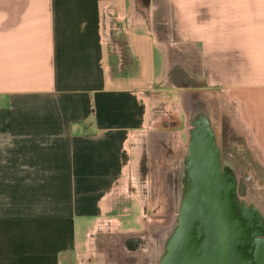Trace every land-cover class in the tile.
I'll use <instances>...</instances> for the list:
<instances>
[{
	"label": "crops",
	"instance_id": "1",
	"mask_svg": "<svg viewBox=\"0 0 264 264\" xmlns=\"http://www.w3.org/2000/svg\"><path fill=\"white\" fill-rule=\"evenodd\" d=\"M182 49L196 57L187 128L195 94L242 134L245 172H264V0H0V264L84 256L109 195L138 176L157 132L148 93Z\"/></svg>",
	"mask_w": 264,
	"mask_h": 264
},
{
	"label": "rangeland",
	"instance_id": "2",
	"mask_svg": "<svg viewBox=\"0 0 264 264\" xmlns=\"http://www.w3.org/2000/svg\"><path fill=\"white\" fill-rule=\"evenodd\" d=\"M167 52L170 82H165L166 85L161 83L148 93L151 99L150 124L157 132L149 137L148 145L139 158L138 176L134 177V172H131L109 195L104 214L93 228L88 246L83 248L81 255L84 256L79 257L74 264H140L141 256L127 251L123 240L144 231L147 233L148 230L149 233L153 230L158 232L167 224V220L171 221L176 215V206L169 193L165 174L169 161L181 156L183 141L188 139L184 119L186 104L183 106V73L184 78L190 81L188 85L194 86L196 57L195 51L182 49ZM183 67L188 68V73L183 71ZM210 84L205 82L204 89L197 91L204 97H210ZM194 89H187L189 96ZM212 110L216 126L223 131L233 157L244 167L243 159L246 156L242 134L226 111L219 109L218 114V108L212 107ZM253 165V169L247 167L248 177L242 179L247 181V186L249 181L252 182L264 195V172L258 164Z\"/></svg>",
	"mask_w": 264,
	"mask_h": 264
},
{
	"label": "water",
	"instance_id": "3",
	"mask_svg": "<svg viewBox=\"0 0 264 264\" xmlns=\"http://www.w3.org/2000/svg\"><path fill=\"white\" fill-rule=\"evenodd\" d=\"M194 109L189 120L194 189H187L178 228L157 264H264V195L250 181L246 197L239 195L244 167L233 158L231 172L222 171L209 108L198 101Z\"/></svg>",
	"mask_w": 264,
	"mask_h": 264
},
{
	"label": "flooded vegetation",
	"instance_id": "4",
	"mask_svg": "<svg viewBox=\"0 0 264 264\" xmlns=\"http://www.w3.org/2000/svg\"><path fill=\"white\" fill-rule=\"evenodd\" d=\"M190 100L191 105H188V108L194 111L197 102L200 100L199 96L193 94V97H191ZM211 120L221 148V169L229 174L231 172L230 166H232L231 160L234 157L228 147V144L226 143L227 140L223 131L218 130V126H216L213 115H211ZM188 126V139L187 141L183 139V153L178 158H174V160L172 159L169 161L168 169L165 174L167 186L170 189L169 193L171 197H173L174 204L176 206V215H174L171 221L167 220V224L165 223V226H162L158 232H156V230H153L151 233H149V230L147 233L144 231L140 235L125 238L122 242L127 251L141 256L142 261L140 264H156L158 256L161 254L164 247L167 246L168 240L174 235L176 229L178 228L177 222L180 216L179 212H183L188 198L187 189H194L190 175L192 174L191 169L194 165H196V162L194 160L195 157L189 154L191 138L190 132L192 128L190 125ZM244 176L248 177V173L245 172ZM246 182L247 181L242 178L239 179L238 192L241 197H246L248 193V186ZM242 190L245 191L243 192Z\"/></svg>",
	"mask_w": 264,
	"mask_h": 264
}]
</instances>
